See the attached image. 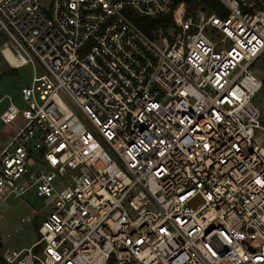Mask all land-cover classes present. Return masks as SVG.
<instances>
[{"label": "built area", "instance_id": "2783aa9c", "mask_svg": "<svg viewBox=\"0 0 264 264\" xmlns=\"http://www.w3.org/2000/svg\"><path fill=\"white\" fill-rule=\"evenodd\" d=\"M199 1L0 0V203L49 207L3 264H264V0Z\"/></svg>", "mask_w": 264, "mask_h": 264}, {"label": "rangeland", "instance_id": "374dc122", "mask_svg": "<svg viewBox=\"0 0 264 264\" xmlns=\"http://www.w3.org/2000/svg\"><path fill=\"white\" fill-rule=\"evenodd\" d=\"M4 38L0 32V39ZM36 71H39L35 65ZM250 70L262 80V86L253 96L252 101L260 111L259 123L264 127V53L261 54L250 66ZM30 63L11 67L7 64L0 53V110L9 100L22 107L23 102L19 95L22 86L29 84L32 76ZM13 126L0 121V147L6 138L5 134H11ZM254 136L257 142L264 146L263 129L255 128ZM2 140V142H1ZM200 203L198 197L193 198L187 205V209H193ZM49 207L45 201L31 192L18 197H9L0 203V264L1 252L5 247L19 249L29 246L37 239L35 229L40 224L42 214Z\"/></svg>", "mask_w": 264, "mask_h": 264}, {"label": "trees", "instance_id": "16d2710c", "mask_svg": "<svg viewBox=\"0 0 264 264\" xmlns=\"http://www.w3.org/2000/svg\"><path fill=\"white\" fill-rule=\"evenodd\" d=\"M197 1V0H196ZM199 1V0H198ZM188 3H195V0H187ZM199 3H203L205 6H216L215 0H200ZM140 22V21H139ZM143 22V21H142ZM138 23V22H137ZM141 25L140 23H138ZM2 262V260H1ZM3 263V262H2Z\"/></svg>", "mask_w": 264, "mask_h": 264}, {"label": "water", "instance_id": "95a60500", "mask_svg": "<svg viewBox=\"0 0 264 264\" xmlns=\"http://www.w3.org/2000/svg\"><path fill=\"white\" fill-rule=\"evenodd\" d=\"M35 233H36V237L39 238L40 235H39V232L37 231V228L35 229Z\"/></svg>", "mask_w": 264, "mask_h": 264}, {"label": "crops", "instance_id": "0c3cea01", "mask_svg": "<svg viewBox=\"0 0 264 264\" xmlns=\"http://www.w3.org/2000/svg\"><path fill=\"white\" fill-rule=\"evenodd\" d=\"M1 138H7L6 134L3 137H1ZM1 142H2V140H1Z\"/></svg>", "mask_w": 264, "mask_h": 264}]
</instances>
